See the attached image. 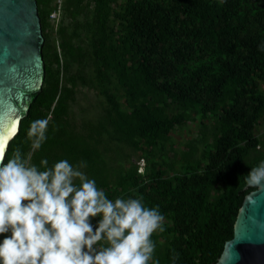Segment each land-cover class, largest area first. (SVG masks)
Segmentation results:
<instances>
[{
    "label": "trees",
    "instance_id": "obj_1",
    "mask_svg": "<svg viewBox=\"0 0 264 264\" xmlns=\"http://www.w3.org/2000/svg\"><path fill=\"white\" fill-rule=\"evenodd\" d=\"M82 1L64 0L62 4L59 19L70 15L71 23L67 37L59 42V54L48 43L46 17L53 9L51 0H36L44 36L45 78L8 143L6 156L11 157L17 147L24 154L31 150L28 128L47 115L42 116L37 104L50 102L52 122L64 117L67 91L86 78L103 87L110 75L117 76L129 110L121 111L107 93L114 111L108 119L122 140L136 150L142 149V143L150 150L154 146L163 149L176 123L194 116L201 120L219 111V134L209 143L204 133L199 135L200 155L188 149L178 172L166 175V167L159 166L150 154L144 155L143 173L135 167L117 175L123 190L130 179L137 180L136 191H128L127 198L138 192L145 206H158L165 217L161 242L156 241V234L152 237L154 260L159 264H214L225 240L232 237L244 195L253 189L244 188L247 174L264 161L262 141L255 156L246 159L247 150L256 146L251 130L264 108V97L253 79H264V0H125L116 13L120 26L116 41L106 31L112 0H90V11L88 5L80 7ZM60 26L61 33L64 27ZM89 54L95 61L94 74L85 77L81 70L85 64L79 62ZM59 57L64 85L59 90L57 84L48 89L47 82L58 79L51 65ZM75 62L79 64L72 72ZM165 101L175 110L166 111L160 105ZM57 126L58 133L48 126L45 143L32 150L33 164L39 167L42 159L48 160L49 167L60 160L74 165L84 161L97 178L96 151L77 134ZM216 187L220 193L212 198Z\"/></svg>",
    "mask_w": 264,
    "mask_h": 264
},
{
    "label": "clouds",
    "instance_id": "obj_2",
    "mask_svg": "<svg viewBox=\"0 0 264 264\" xmlns=\"http://www.w3.org/2000/svg\"><path fill=\"white\" fill-rule=\"evenodd\" d=\"M48 119L31 122L33 151L47 140ZM60 160L30 163L21 148L0 153V264H159L152 237L165 217L140 198L109 199L80 169ZM246 184H264V161ZM98 218V219H97ZM95 220V224H93Z\"/></svg>",
    "mask_w": 264,
    "mask_h": 264
},
{
    "label": "rangeland",
    "instance_id": "obj_3",
    "mask_svg": "<svg viewBox=\"0 0 264 264\" xmlns=\"http://www.w3.org/2000/svg\"><path fill=\"white\" fill-rule=\"evenodd\" d=\"M125 0H112L109 3V16L107 19L108 28H112V31L106 28V31L110 33V38L116 41L118 34L120 33L118 18L116 13L122 9L123 2ZM89 6L88 11L92 9V3L90 0H83L80 7ZM44 7V6H43ZM90 13V12H89ZM49 16V14H47ZM62 15V14H61ZM46 17L47 21V35L49 49L56 48L60 54L59 42L61 37H67L68 30L71 23L70 15L66 18H58V21ZM64 20V21H63ZM78 20L82 21V17H78ZM62 26H60V25ZM58 26L64 27L62 32H58ZM58 27V28H57ZM69 27V28H68ZM262 31V29H259ZM60 33V34H59ZM87 49V47H86ZM47 51V50H46ZM49 51V50H48ZM58 63L53 62L51 70L53 77H57V81H49L46 87L49 89L53 84H57L58 90L64 85V71L61 69L62 58ZM94 62L92 55H87V58L79 63H84L81 70L85 77L92 76L94 73ZM77 62L71 66L70 71L77 70ZM87 81H78L71 86L67 91L65 98V113L64 117L52 122L51 121V109L48 108L50 102L43 104H37V107L41 111L42 116L47 114L43 119L49 120V125H52L55 132L58 133L57 125H60L62 129L67 132L75 133L78 138L82 139V143L94 149L96 151L95 159L98 162V175L97 178L90 173L86 167L80 170L90 178L96 181L97 187L103 190L106 196L115 200L116 198L127 199V192H134L137 180H131L127 182V190H123L117 183V175L119 173H125L130 168L138 173L144 172V167L147 164V158L144 155H153L159 166L166 167V175H173L179 171L182 165L184 154L188 149H194L197 155H200L202 150V144L199 143V135L204 133V138L207 143L211 142L219 134L218 125L220 112L216 111L214 114L204 116L201 120L194 116V118L186 119L181 123H176L172 129L168 131L167 138L163 144V149L159 147H152L151 150L147 149L144 143L141 144L142 149L136 150L128 143L124 142L119 132L116 131L115 125L110 123L108 119L109 113L114 111L111 109V104L107 99L106 94H110L114 97L115 102L118 103L119 109L123 112L128 111L129 107L126 102V95L123 87L118 83L117 76L112 74L109 80L100 86L98 82L86 78ZM256 81V90L264 97V79L253 77ZM43 85V84H42ZM57 97V96H56ZM55 97V99H56ZM54 102V101H53ZM52 102V104H53ZM166 108V111H174L175 108L168 101L160 104ZM190 110H188V114ZM252 136L257 139L256 146L247 150L246 159L250 160L255 156L258 149H261V141L264 142V108L258 112L257 118L251 130ZM137 136V133H134ZM244 141L241 142L243 145ZM64 151H61L63 155ZM32 149L28 150L25 154L26 157H30V163L33 164ZM145 158H144V157ZM73 166H76L72 164ZM171 166L172 168L170 169ZM220 193V188L216 187L212 189V198H216ZM139 193L136 192L130 197L138 198ZM146 207H149L147 205ZM98 219V218H97ZM95 224V220H93ZM157 235L156 241L161 242V232L155 233ZM3 237L0 236V241ZM156 243V242H155ZM155 256V254H154Z\"/></svg>",
    "mask_w": 264,
    "mask_h": 264
},
{
    "label": "water",
    "instance_id": "obj_4",
    "mask_svg": "<svg viewBox=\"0 0 264 264\" xmlns=\"http://www.w3.org/2000/svg\"><path fill=\"white\" fill-rule=\"evenodd\" d=\"M43 45L36 0H0V147L4 152L42 88ZM214 264H264V184L244 195L232 237L225 240Z\"/></svg>",
    "mask_w": 264,
    "mask_h": 264
},
{
    "label": "built area",
    "instance_id": "obj_5",
    "mask_svg": "<svg viewBox=\"0 0 264 264\" xmlns=\"http://www.w3.org/2000/svg\"><path fill=\"white\" fill-rule=\"evenodd\" d=\"M64 0H51V4L53 6V9L49 13L50 19H54L55 21H58V18L61 13V7Z\"/></svg>",
    "mask_w": 264,
    "mask_h": 264
},
{
    "label": "snow or ice",
    "instance_id": "obj_6",
    "mask_svg": "<svg viewBox=\"0 0 264 264\" xmlns=\"http://www.w3.org/2000/svg\"><path fill=\"white\" fill-rule=\"evenodd\" d=\"M12 133L10 132L9 133V135H11ZM9 135H6V137H5V142L7 141V139L9 138ZM2 150H3V148L2 147H0V153H2Z\"/></svg>",
    "mask_w": 264,
    "mask_h": 264
}]
</instances>
